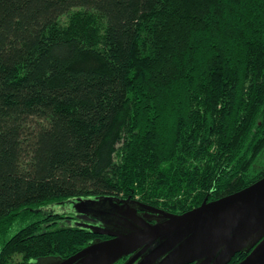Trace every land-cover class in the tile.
I'll return each mask as SVG.
<instances>
[{"label": "trees", "instance_id": "1", "mask_svg": "<svg viewBox=\"0 0 264 264\" xmlns=\"http://www.w3.org/2000/svg\"><path fill=\"white\" fill-rule=\"evenodd\" d=\"M263 176L264 0H0V264L96 239L71 199L183 213Z\"/></svg>", "mask_w": 264, "mask_h": 264}, {"label": "water", "instance_id": "2", "mask_svg": "<svg viewBox=\"0 0 264 264\" xmlns=\"http://www.w3.org/2000/svg\"><path fill=\"white\" fill-rule=\"evenodd\" d=\"M69 201L78 213L94 208L108 218L106 226L76 225L111 238L94 239L66 258L48 256L37 262L53 258L58 259L54 264H114L134 252L124 264H227L242 251L247 255L236 264H264V176L183 213L115 196ZM148 214L160 221L150 223Z\"/></svg>", "mask_w": 264, "mask_h": 264}, {"label": "flooded vegetation", "instance_id": "3", "mask_svg": "<svg viewBox=\"0 0 264 264\" xmlns=\"http://www.w3.org/2000/svg\"><path fill=\"white\" fill-rule=\"evenodd\" d=\"M66 205H67L68 209L65 210L66 214H62V219H65L72 224L81 223V224H86V225H95V226L96 225L97 226H103L104 225V226H106L108 223V218H103V217L99 216V214L97 213V211L94 210V208L88 209L86 207L87 211L84 214V213H78L77 211H75V207L73 206L72 202H68ZM138 213H142V212L138 211ZM147 221H149L150 223H156L157 221H160V219H158L154 215L148 214ZM97 238H99L100 240H105V239L111 238V236L99 235ZM150 248H152V247H150ZM133 254H134V252L127 255V256L121 257L114 264H124ZM56 260H58V259H53V258L43 259V260H40L39 262H37L35 260L33 262H28L25 264H51V263L54 264ZM136 262L137 261H135L133 264H135Z\"/></svg>", "mask_w": 264, "mask_h": 264}, {"label": "rangeland", "instance_id": "4", "mask_svg": "<svg viewBox=\"0 0 264 264\" xmlns=\"http://www.w3.org/2000/svg\"><path fill=\"white\" fill-rule=\"evenodd\" d=\"M13 258H15L14 262L18 261L19 256L18 255H14Z\"/></svg>", "mask_w": 264, "mask_h": 264}]
</instances>
